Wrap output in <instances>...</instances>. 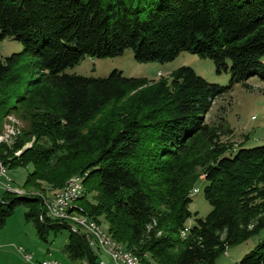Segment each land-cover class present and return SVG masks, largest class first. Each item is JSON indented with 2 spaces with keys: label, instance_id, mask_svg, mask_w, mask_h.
<instances>
[{
  "label": "trees",
  "instance_id": "1",
  "mask_svg": "<svg viewBox=\"0 0 264 264\" xmlns=\"http://www.w3.org/2000/svg\"><path fill=\"white\" fill-rule=\"evenodd\" d=\"M6 37L24 49L0 56V121L21 112L26 124L10 146L0 143V159L7 170L32 165L23 188L62 189L87 172L82 183L93 181L78 198L82 213L145 264H217L228 246L264 229V143L225 154L219 128L204 121L227 87L186 65L169 81L116 69L105 77L64 72L127 48L137 62H167L186 50L218 72L229 69L231 83L264 80V0H0ZM195 135L212 146L189 159ZM197 166L211 205L205 217L188 207ZM19 206L43 239L48 228H68L44 214L40 197L10 191L0 198V228ZM69 231V258L98 264L85 236ZM233 264H264V238Z\"/></svg>",
  "mask_w": 264,
  "mask_h": 264
},
{
  "label": "rangeland",
  "instance_id": "2",
  "mask_svg": "<svg viewBox=\"0 0 264 264\" xmlns=\"http://www.w3.org/2000/svg\"><path fill=\"white\" fill-rule=\"evenodd\" d=\"M23 49V44L11 37L0 39V56L3 58L12 53H20ZM261 61L264 63V56L261 58ZM26 62H28L27 58L22 60L21 63L25 64ZM183 65L193 68L198 75L208 82L227 87L226 90L214 99L212 106L204 116L206 123L219 128V143L228 147L225 154H233L234 149L238 146L251 147L264 143V80L254 75L249 77L245 81V84L242 82L231 83L229 69L218 72L211 59L200 57L190 51H180L174 59L167 62H137L134 59L132 50L127 48L121 55L115 57L100 59L84 57L78 64L66 68L64 72L88 77H105L116 69L120 70L127 77H142L148 80L162 78L169 81L170 73ZM21 70L23 71L22 75L25 81L28 78V66L21 67ZM21 90H23V87ZM124 100L126 101V99H122L119 103L111 102L102 108V111L108 113L112 108L123 103ZM21 114V112L9 113L2 117L0 121V136L2 140L0 143L10 146L14 138L21 134L22 128L26 124ZM30 145L31 141L25 144V146ZM187 146L191 148V151L187 153V157L190 159L193 155L195 158L209 149L212 143L210 144L201 136L195 135L187 142ZM31 169V164L26 167L8 170L6 168L5 176L0 179V198L5 191H10L15 194L37 196L42 199V202L43 199H47L45 202L50 203L49 199L55 198V195L61 189H57L45 182H41L39 189H25L22 187L25 177ZM201 171V166L195 167L191 175V189L188 191L187 196L192 199L188 205L189 210L192 213L197 212L198 217H205L211 210V205L203 195L205 181L201 176L199 177ZM78 176L81 177V175ZM82 177L81 180L84 178ZM92 181L93 178L89 179L88 182H83L82 188L88 189ZM193 187L198 188L197 193L192 194ZM94 194V192L86 193V199L92 200ZM84 202V199L83 201L81 199L76 200L75 205L84 207L82 204ZM42 205L45 204L42 203ZM42 208L45 214L46 208L43 206ZM68 210H65L66 213ZM26 211L27 208L25 206L17 207L0 228V264H38L41 259L46 257L54 258L64 264L69 262L72 264H83V262L71 260L65 251V244L70 232L67 227H61L57 230L48 228L44 236L45 239H43L37 233L33 222L25 219L24 213ZM46 215L48 214L46 213ZM68 220L69 218L64 219V222H68ZM69 222L70 225L71 222L74 223V221ZM193 222L194 216L186 221V228L193 224ZM98 225L106 230L103 223L101 225L98 223ZM86 235L84 234L85 237L88 236ZM263 238L264 229L259 234L251 236L245 241L228 246L226 251L218 256L216 263L233 264L238 262L246 253L254 249L256 244ZM93 243L95 244V242ZM19 248L22 250L20 251ZM24 254H30L31 258L26 259Z\"/></svg>",
  "mask_w": 264,
  "mask_h": 264
},
{
  "label": "bare ground",
  "instance_id": "3",
  "mask_svg": "<svg viewBox=\"0 0 264 264\" xmlns=\"http://www.w3.org/2000/svg\"><path fill=\"white\" fill-rule=\"evenodd\" d=\"M1 140H2V137L0 136V141ZM19 152L20 151H17L15 154L18 155ZM0 166H2L3 176H5L4 173H5L6 168L4 167L1 159H0ZM81 177L77 175V176H73L70 179H68L65 183V186L60 190V192L58 191L59 193L57 195H55L56 196L55 198H58L60 195H63L64 192L69 191L74 186V183H75V190L73 193V201H72L73 206L72 207L76 208L78 210H76L77 212L75 210L71 212L69 209L66 213V211H65L66 209H63V220L69 218L68 222L74 221V223L71 222V225H79V229H84V233L88 235V236L87 235L86 236L91 237V240L93 242H95V244L98 248H109V241H110V245H112V254H119V248H120L122 253H125L126 255H130V261L132 262V264H145L136 255H134L131 251L125 249L121 243L114 240L110 236V234L107 233L102 227H100L94 220L90 219L88 216L83 214L81 211V208L75 205V202H76V200H78L79 196L81 195L82 189H83ZM192 192L197 193L198 188H194ZM53 198L54 197H52V199ZM46 200L47 199H45V200L43 199V202H42L43 204H45V205H43V207L46 208L45 212L50 217L57 219V212L51 210L50 203L48 201H47L48 203H46L45 202ZM83 219L85 221H80ZM188 227L185 228V230L182 232V235H184L188 231ZM99 233H101L102 235Z\"/></svg>",
  "mask_w": 264,
  "mask_h": 264
},
{
  "label": "built area",
  "instance_id": "4",
  "mask_svg": "<svg viewBox=\"0 0 264 264\" xmlns=\"http://www.w3.org/2000/svg\"><path fill=\"white\" fill-rule=\"evenodd\" d=\"M2 177H3L2 166H0V179ZM74 190H75V183L74 186L69 191L64 192L63 195H60L58 198L50 199V208L52 211L57 212V219L54 220H57L61 223H65L71 231L79 233L84 236V229H79V225H70L69 222H64L63 220V209H70V211L76 210V208H72ZM192 194H194V192ZM80 221H85V220L83 219ZM184 230H185V226H183L181 231ZM85 240L88 246L94 251L95 254L98 255V257L101 253H104L111 260L112 264H132V262L130 261V255H126L125 253H122L120 248H119V254H112V245H110V241H109V248H97V246L92 242L91 237H85ZM19 250L21 251L22 249L19 248ZM24 257L26 259H30L31 255L24 254ZM98 260H99L98 264H105L104 260H100V259ZM38 264H64V263H61L60 261L54 258L46 257L41 259L38 262ZM67 264H72V263L69 262ZM83 264H87V262L83 261Z\"/></svg>",
  "mask_w": 264,
  "mask_h": 264
},
{
  "label": "crops",
  "instance_id": "5",
  "mask_svg": "<svg viewBox=\"0 0 264 264\" xmlns=\"http://www.w3.org/2000/svg\"><path fill=\"white\" fill-rule=\"evenodd\" d=\"M97 248H98V247H97ZM98 259H100V260H104V261H105V264H112L111 261L109 260L108 256L105 255L104 253H103V254L101 253V254L99 255Z\"/></svg>",
  "mask_w": 264,
  "mask_h": 264
}]
</instances>
